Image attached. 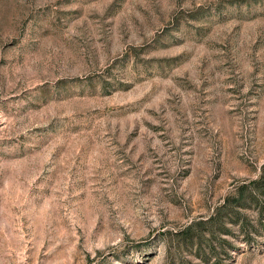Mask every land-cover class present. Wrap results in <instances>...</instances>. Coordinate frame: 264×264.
Returning <instances> with one entry per match:
<instances>
[{
    "label": "rangeland",
    "instance_id": "374dc122",
    "mask_svg": "<svg viewBox=\"0 0 264 264\" xmlns=\"http://www.w3.org/2000/svg\"><path fill=\"white\" fill-rule=\"evenodd\" d=\"M263 171L264 0H0V264H264Z\"/></svg>",
    "mask_w": 264,
    "mask_h": 264
},
{
    "label": "trees",
    "instance_id": "16d2710c",
    "mask_svg": "<svg viewBox=\"0 0 264 264\" xmlns=\"http://www.w3.org/2000/svg\"><path fill=\"white\" fill-rule=\"evenodd\" d=\"M262 177L264 178V171H263ZM258 181H259V180H258ZM258 181H256V182H258ZM192 228H193L192 225H189V226H188V229H189V230L192 229Z\"/></svg>",
    "mask_w": 264,
    "mask_h": 264
}]
</instances>
